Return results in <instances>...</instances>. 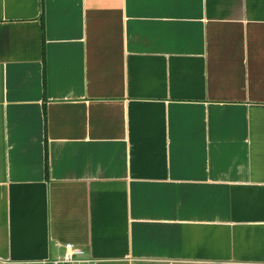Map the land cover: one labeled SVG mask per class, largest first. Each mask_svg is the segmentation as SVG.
<instances>
[{
  "label": "crops",
  "instance_id": "obj_1",
  "mask_svg": "<svg viewBox=\"0 0 264 264\" xmlns=\"http://www.w3.org/2000/svg\"><path fill=\"white\" fill-rule=\"evenodd\" d=\"M264 264V0H0V264Z\"/></svg>",
  "mask_w": 264,
  "mask_h": 264
},
{
  "label": "built area",
  "instance_id": "obj_2",
  "mask_svg": "<svg viewBox=\"0 0 264 264\" xmlns=\"http://www.w3.org/2000/svg\"><path fill=\"white\" fill-rule=\"evenodd\" d=\"M62 253L48 264H90L91 260L84 259L85 251L79 246L67 243L61 246Z\"/></svg>",
  "mask_w": 264,
  "mask_h": 264
}]
</instances>
